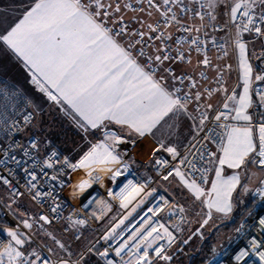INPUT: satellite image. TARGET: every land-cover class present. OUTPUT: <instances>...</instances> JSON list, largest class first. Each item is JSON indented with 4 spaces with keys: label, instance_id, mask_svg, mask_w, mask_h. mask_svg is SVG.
I'll return each instance as SVG.
<instances>
[{
    "label": "snow or ice",
    "instance_id": "1",
    "mask_svg": "<svg viewBox=\"0 0 264 264\" xmlns=\"http://www.w3.org/2000/svg\"><path fill=\"white\" fill-rule=\"evenodd\" d=\"M181 2L182 0H162L161 4L159 0L156 3H154V0H147L150 6L160 11V15L164 19V27H167L173 21L178 25L180 24L174 13L169 16V13H172L173 10L167 6L170 3L179 5ZM137 3H140V0H137ZM256 3L257 0H235L231 7L230 16L231 20L235 21L237 13L243 9L241 14L247 18L246 22L242 24L243 30L254 31L257 35L264 36V11L259 16V24L251 14L253 5ZM259 3L264 5V0H259ZM215 4L216 0H201V7L214 8ZM125 7L130 8L131 5L126 4ZM161 8H164V10L161 11ZM110 10L114 13H120L121 6L117 2L113 7V3H106L105 0H36L34 5L25 11L22 18L14 26H10V29H5V32L0 34V41L23 60L32 73V82L37 85L41 92L47 95L49 100L68 105L82 121L80 127L90 126L96 129L104 125L105 121H109L126 126L130 132L144 137L146 134H153V129H157L158 125L163 127L161 122L166 123L165 117H168L170 113L186 112L189 96L180 97L170 92L159 80L154 79L150 67L146 70L144 66L137 62V58L133 56L132 52L118 42L115 37L125 33L126 26H120L123 23L122 16L118 19L111 18ZM139 10L144 11L143 8ZM185 10L187 9H182V11ZM148 14L151 15V12ZM195 14L200 15L199 12ZM109 19H111L113 26L119 28L118 31H114L113 27L107 26ZM201 19H203V16H201ZM212 19H215V17L213 16ZM159 27V23L156 26L147 25L150 33H156ZM183 31L191 32L192 29L184 27ZM196 31H199V29H196ZM134 35H138L142 40L146 33L138 32ZM163 37L164 33L161 32L160 36L156 38L162 39ZM149 39H152V37L149 36ZM141 40H136L135 44H140ZM197 43V39L191 40V44L197 45ZM135 44H130L128 47H135ZM236 46L239 49L244 86L243 94L239 96L238 100L235 93L229 97L237 105L234 109L236 114L232 118L238 121H251V116L247 114V110L252 103V98L249 96L252 67L247 62L246 45L239 40V31L237 32ZM197 51H199V48H197ZM138 55H145L143 49L139 50ZM184 58V54L179 53V59L183 60ZM148 59L153 58L148 57ZM154 59L157 62H163L170 59V57L168 55L163 57L156 55ZM202 63L205 65L209 63L207 57L204 58ZM255 80L264 81V76L256 75ZM176 91L178 92L179 89ZM195 98L199 100L200 93H196ZM260 99L261 103L264 104V95H261ZM208 107H211V105H208ZM228 107L229 105L225 103L224 108L228 109ZM222 117L228 119L224 112L218 114L215 119L219 121ZM206 118L205 115L200 120L201 125L204 124ZM25 120H27V117H25ZM2 123L0 121V124ZM221 127L229 130L226 132V142L221 143L219 146L222 154L215 158L218 166L215 168V180L211 183L210 191L205 193V190L197 184L195 179L189 182L179 168L175 169V175L180 178L197 199L207 196L203 203L209 209V219L211 218L212 209L222 213L231 211L229 201L233 190L239 183V177L232 175L224 178L222 171L225 165L233 169L240 168L246 163H257L264 166V124L259 126L258 145L254 143L251 126H231L229 128L227 125H221ZM109 139L112 144L121 140L116 133H105V141ZM204 139H208V137H204ZM32 147L35 148L36 144L33 143ZM160 147L170 153L173 158L179 155L176 147L166 146L162 141ZM111 148L112 145L106 142L94 144L78 163L69 164V167L86 170L87 176L94 180H98L99 177L93 176V171L111 172V179L115 181L121 173L119 170L113 171L109 165L119 164L120 159L113 154ZM153 151H159V148ZM250 154H254L255 158L250 159ZM207 155L211 158L215 154L207 153ZM200 158H204V153H201ZM65 162L67 163V161ZM210 162L213 161L210 159ZM45 163L47 167L52 166L47 162ZM156 163L160 164L162 162L157 160ZM180 163H187L193 170H196V164L188 160L187 156H184ZM207 171V168L202 170L204 182H207ZM168 175H172V172H169ZM35 178L33 175L32 179ZM164 179L167 180L168 176H165ZM4 182L8 183L7 180ZM74 187L82 193L90 187V181L82 179ZM144 187L143 184L134 185L129 180L117 194L118 197H123L121 207L127 208L132 199H135L144 191ZM109 195H112L111 191H109ZM36 196H40V193L37 192ZM140 203H143V200ZM158 210L148 209L153 216L156 215ZM52 211L55 212L56 209L53 208ZM132 211H135V208ZM129 215H131V212ZM39 219L48 222L46 216L42 215ZM125 219H127V216L120 220L103 239L105 241L113 239L116 229L124 223ZM76 223L83 224L84 221L80 220ZM203 223L207 224L208 220L205 219ZM261 223H264V220ZM24 226L26 228L32 227L27 220L24 221ZM159 227L163 228V236L168 237L169 243H171L172 233L162 224ZM153 233L156 235L153 236ZM7 235L11 237V241H14L17 246L25 243V240L21 238L22 234H18L16 231L9 230ZM163 236H161L157 227H151L143 232L138 229L131 233L128 240L122 242L115 249V255L121 256L127 249L130 254L129 259L122 261V264H152L149 259V249H152L156 256L168 260L170 257L162 255L161 247L153 248L155 241L162 239ZM130 241H134V243L130 244ZM56 243L62 249L65 247L58 240ZM141 248H143V252H141ZM32 255L35 259L31 261L27 258L20 259L24 257V253L13 247L10 242L0 251V264H4L5 257H7V264H17L18 259L20 264H37L38 261L42 260L41 256L35 252ZM100 255L107 256V250L100 253ZM261 258L264 259V254H261ZM42 264H50V261L45 259ZM60 264H68V262L61 261ZM108 264H112V261H108Z\"/></svg>",
    "mask_w": 264,
    "mask_h": 264
},
{
    "label": "built area",
    "instance_id": "2",
    "mask_svg": "<svg viewBox=\"0 0 264 264\" xmlns=\"http://www.w3.org/2000/svg\"><path fill=\"white\" fill-rule=\"evenodd\" d=\"M123 1L125 4L131 5L130 8L126 7L131 17L123 18V23L120 26H126V31L115 38L128 47L130 44H135L136 40H141V37L134 35V33L145 32L146 35L140 44H135V47H128L133 56L138 59L146 70L150 67L154 75L164 73L174 79L173 93L180 97L188 95L187 104H191L195 115L200 120L205 115L207 117L193 139L185 149L179 152L178 156L173 158L172 155L164 152H159L156 155V161L160 160L162 163H156V173L150 181L143 182L134 170H130L121 183L111 192L113 197H118L117 190H121L131 180L134 185H145L143 192L155 193V202L151 208L154 210L159 209L156 214L171 204V208L166 212V218L169 232L172 233L173 242L175 232L185 222V213L182 203L175 198H170L159 190L165 180L164 177H169V172L173 174L175 169L179 168L189 179H195L197 184L206 189L210 176V159L212 158L207 153H213V149L225 136L227 129L221 127V125L230 126L233 124L230 118V106L228 109L224 108V104H228V98L233 88L223 96L215 107L211 108L208 107V104L201 96L199 100H196L195 96L198 93L196 84L198 80L206 79L208 70L215 66L213 57L222 58L227 56L229 53L227 50L228 45L231 49L230 52H233L238 31L240 41H243L245 35L251 31H244L242 28V24L247 19L241 14L243 9L237 13L235 21L230 19L217 20L209 16L207 7H201V0H182L179 5L170 3L167 6L173 10L172 13H169V16L174 13L180 24L178 25L173 21L170 25L164 27V19L161 17L160 11L150 6L147 0H140V3H137V0ZM156 2L157 0H154V3ZM159 2L162 4V0H159ZM140 8H143V12L146 13L155 11L158 17L148 21L140 20L138 18L141 12ZM185 8L187 10L182 11ZM163 10L164 8H161V11ZM196 12H199L200 15H196ZM261 13L262 11L256 18L258 24ZM110 14L112 13L110 12ZM251 14L254 16L252 11ZM201 16H203V19H201ZM158 23L160 27L156 33L148 32V24L156 26ZM107 26L113 27L114 31L119 30L118 27L112 25L111 19H109ZM169 27L171 28L170 31L168 30ZM184 27H189L192 31L185 32L183 31ZM196 29H199V31H196ZM161 32L164 33V37L157 39L156 37L160 36ZM149 36L152 39H149ZM192 39L198 40L197 45L191 44ZM197 48H199V51H197ZM140 49H143L144 56L138 55ZM187 52H193L200 56L197 62L199 71L196 74L190 72L177 73L167 64V62L171 61L186 60L188 58ZM179 53L184 54L185 58L183 60L179 59ZM156 55L162 57L168 55L170 59L157 62L154 59ZM148 57L153 59L149 60ZM205 57L209 61L207 65L202 63ZM220 68L224 70L226 65L221 64ZM193 84L195 85L194 87L192 86ZM177 89H179L178 92L176 91ZM0 90H2L0 91V121L3 122L0 124V186L6 190L9 196L13 198L25 197L34 205L35 213L28 215V220L31 223H43L44 221L40 220L39 217L42 215L46 216L48 222L45 223L58 227L69 243L78 251L77 256L73 258L58 257L49 246L38 244L36 253L41 256L42 260L38 261L37 264H42L45 259L50 261V264H60L61 261H67L68 264H80L81 258L94 247L98 249L99 259L102 263L108 264V261H112V264H122V261L130 254L126 249L121 256H116L115 249L127 240L128 235H124L119 239L105 241L103 237L106 235V228L90 222L78 209L70 208L69 202L63 197V190L67 183V175L72 169L69 164H74L73 159L64 153L57 144H47L45 148H42L40 137L36 133H30L24 137L23 132L35 119L34 111L23 94L1 78ZM254 93L257 97V118L251 122V125L259 143V126L264 124V104L261 103L260 99L261 95H264V81L255 85ZM221 112H224L228 119L222 117L217 121L215 117ZM25 117H27V120H25ZM204 137H208V139H204ZM33 143L36 144L35 148L32 147ZM201 153H204L203 159L200 158ZM184 156H187L188 160L196 164V170H193L187 163H180ZM45 162L52 166L47 167ZM205 168L208 169L206 173L207 182L202 179V170ZM33 175L36 177L34 180L32 179ZM5 180L8 183H5ZM37 192L40 193L38 197L36 196ZM53 208L56 209L55 212L52 211ZM66 213L71 216L72 222L77 229L72 230L70 225L65 223ZM148 217H152L150 213H147L143 220ZM80 220L84 221V223H76V221ZM262 220H264V187L261 192L255 193L251 201V209L240 218L239 224L235 228V238L225 248L216 252L217 254L213 255L214 258L209 253L194 264H264V259L261 258V254H264V223H261ZM152 223L153 226L158 223V219L155 216L152 217ZM85 226L91 228L94 232V238L88 245L82 246L80 243V229ZM9 227L23 230L20 221L14 217L9 208L0 200V234ZM8 243H10L9 240L3 239L2 248ZM171 243H169L168 237L165 236L153 248L161 247L164 250ZM106 250L108 255L101 256L100 253ZM141 252H143V249H141ZM242 253L244 254L242 255ZM154 256H156L155 252L150 249L149 259ZM17 264H20V260L17 261Z\"/></svg>",
    "mask_w": 264,
    "mask_h": 264
},
{
    "label": "crops",
    "instance_id": "3",
    "mask_svg": "<svg viewBox=\"0 0 264 264\" xmlns=\"http://www.w3.org/2000/svg\"><path fill=\"white\" fill-rule=\"evenodd\" d=\"M35 2L36 0H0V34H3L5 32V29H10V26H14V24L18 22L20 18H22L25 11L30 9ZM207 10L211 18L214 16L217 20H231L228 7L226 11L223 12V9H221L220 6L215 4L214 8L207 7ZM263 10L264 5L258 4L254 8V17L257 18L259 13ZM149 12H151V15L148 14ZM149 12H140L138 18L140 20L148 21L156 19L158 17V14L155 11ZM123 14V16L125 17H131V14L127 10H124ZM168 30L170 31L171 28L169 27ZM118 42L123 47L128 48L123 45L119 40ZM240 42L246 45L245 51L247 62L252 67V81L249 87V96L252 98V103L247 110V114L251 116V121L234 120L232 117H234L236 114L234 109L237 105L235 101L230 100L228 98V104L231 109L230 118L233 121V124L230 125L229 128L231 126L252 127L251 122L255 118H257V106L255 104L257 97L254 94V87L256 84H258V82L261 81L255 80L254 73L256 72V69H258V66L255 65V63H257L258 57H260L261 52L264 51V36H259L254 31H251L250 33L246 34L245 39ZM227 50L229 52L227 56L222 58H212L213 62L215 63V66L212 69L208 70V76L206 77V79L198 80L196 84L197 92L200 93V96L206 101L208 105H211V108L215 107L221 101L223 96L232 88L233 90L229 97H231L235 93L238 100L239 96L243 94L244 80L243 71L240 67L239 49L237 48L235 43L233 52H230L231 49L229 48V45L227 46ZM258 51L259 53H257ZM187 54L188 58L186 60L173 62L171 61L167 62V64H169L177 73L190 72L196 74L199 71V66L197 65V62L200 56L193 52H187ZM137 62L140 63L138 59ZM221 64H225L226 69L222 70L220 68ZM0 78L16 86L21 93L28 92V90L32 91V88H35L37 86L32 82V73L29 68L24 64L23 60L19 58L2 41H0ZM154 79L159 80L164 87H166L170 92H173L175 81L169 75L164 73L154 75ZM59 104V111H61L60 109H62V106L63 109H65L68 113L67 117L66 115H64V112H59L57 115L54 116V118L58 120H63V123L66 124V126L68 127V143H66L65 145L63 144L64 139L61 138L66 135L61 129L55 131V136L60 138L59 145L62 149H64L65 153L68 154L71 159H73L74 164L78 163L79 160L83 157V155L88 152L94 144L100 142H106L112 145L111 150L113 154L117 155L120 159L119 164L109 165V167H111L113 171L119 170L121 173V175L116 177L115 181L111 179V172L93 171V176L99 177L98 180H94L91 177L87 176L86 170L84 169H71L69 176L67 177L66 186L63 190V197L69 202L70 208L74 207L78 209L90 222L106 228V234L116 224H118L120 220L124 219V217L127 216V219L124 220V223L116 229L115 237L112 240L119 239L124 235H128V240L131 233L137 231L138 229L143 232L150 229L151 227H157L161 236H163V228H160L159 225H164V227L167 228L169 231L166 212L171 208V204L167 205L166 208L162 209L159 213L155 215V217L158 219V223L153 226V214L152 212H149L148 209L151 208L153 203L155 202V193L141 192L139 196H136L135 199H132V202L128 205L127 208H122L121 200L123 199V197H113L112 195H109V191L112 192V190L121 183V181L124 179V177L128 174L130 170H134L137 176L143 182L146 183L150 181L156 173V155L159 152H164L168 155H171L170 153L166 152L164 148L160 147L161 141L166 146L176 147L178 153L185 149V147L190 143L197 131L202 126L200 124V119L195 115L191 104H187L186 112L181 111L175 114L170 113L168 117H165L166 123L164 121L161 122L163 127L158 125L157 129H153V134H146L144 137H140L137 134L130 132L126 126H121L109 121H105L104 125L96 129H93L90 126L80 127L79 125L82 123V121H80L79 117L76 116L74 112H72L68 105L63 103ZM30 125L23 132L24 137L29 135L30 133L35 132L29 130ZM228 130L229 129H227V131ZM105 133H116V135L121 138L120 142L112 144V141L110 139L105 141ZM253 139L254 143L258 145L254 129ZM40 141L42 144V148H45L46 145L44 144V142L41 139ZM223 142H226V134L222 138L221 142L216 146V148L213 149V153L215 155L211 158L213 162H210V176L207 188L205 189V193L211 190V183L213 180H215V168L218 166V164L215 162V158L219 157L222 154L220 152L219 146ZM156 148H159V151H153ZM251 158H255L254 154H250V159ZM256 169V163H246L240 168L235 169L228 168L227 165L224 166L222 171V175L224 176V178H227L232 175H236L239 177V183L233 190L229 201L231 204V211L233 210V207L235 205L234 194H237V197L239 199V197H242V195H244V193L250 190L252 187L253 188L251 189L250 193H252L254 190L256 192H261V189L264 187V181H260V172ZM82 179H88L90 181V187L86 188L84 192L81 193L80 190L74 186L77 185ZM185 179L189 182L192 181L186 175ZM159 190L162 191V193L168 195L170 198H175L179 202L181 201L183 205L185 213V222L175 232V237L173 240L174 242L178 239V244L174 245V247L172 248L168 246L164 250H162V255L165 256V254L167 255L170 251H174L173 256H176V258H178L179 254L176 251L179 249V247L181 248L185 244L183 242H180L179 240H181L184 236L187 235V230L189 229L185 230V228H187L186 225L190 220V213H192V217H195L199 212L197 206L203 207L206 210L207 214L209 213V209L203 203V201L207 199V196L197 199L193 195V193L187 188V186L180 180V178L175 175V171L172 175L168 177L167 180H164L162 182V186L159 187ZM149 193H151V195H149ZM11 198L13 197L9 196L6 190L0 186V200L5 204L6 207L9 208L12 214L14 213L15 215H20L22 214V212L25 213L26 209H28L30 212L28 214L35 213L36 209L34 205L27 198ZM249 199H251V197ZM14 200H16V203L19 201L20 203H25L26 206L28 204L30 207L18 208L16 207V205H13ZM141 200H143V203H140ZM85 205H87V207H85ZM193 205H195L196 207ZM10 208L13 210H11ZM133 208H135V211H132ZM130 212L131 215H129ZM147 213H150L152 217H148L143 220V217ZM228 213L217 212L215 209L211 210V216L224 215ZM64 221L65 223H68L70 225V228L72 230L77 229L76 225L72 222L71 216L68 213H66V218ZM145 221H147V223H145ZM56 228L59 229L58 227ZM9 229L11 228H7L3 233L0 234V251L3 250V239H7L13 244V247H16L18 250L24 253V257H21L20 259L27 258L29 261L33 260L35 257L32 255V253H36L37 250L30 251L27 247L28 242L24 243L21 246L15 245L14 241H11V237L7 235ZM23 230L25 229L23 228ZM80 230V243L82 244V246L88 245L94 238V232L88 226L81 227ZM153 235L156 234L153 233ZM159 240L160 239L155 241L153 247ZM131 243H134V241H130V244ZM169 248L170 251L168 252L167 249ZM75 250L76 251L74 252L71 251V253L74 254L73 257L77 256L78 253L76 248ZM55 255L58 257L73 258L65 256L66 254L55 253ZM128 259L129 256L126 257L125 260ZM178 259L180 261V257ZM150 260L152 261V264H163V259L158 256H154ZM4 264H7V257L4 258ZM80 264L104 263L100 261L99 251L96 247H94L81 258ZM169 264H171V262Z\"/></svg>",
    "mask_w": 264,
    "mask_h": 264
},
{
    "label": "rangeland",
    "instance_id": "4",
    "mask_svg": "<svg viewBox=\"0 0 264 264\" xmlns=\"http://www.w3.org/2000/svg\"><path fill=\"white\" fill-rule=\"evenodd\" d=\"M105 2L113 3V7H115V3L118 2L121 6L120 13H114L110 10V12L112 13L110 14L111 18L118 19L121 16L123 18L125 17L123 16V13L124 10H126V4L123 0H105ZM234 2L235 0H216V4L220 6L221 9H223V12L226 11L227 7L228 11L231 12V7L233 6ZM258 4H260L259 0H257V3L255 5H253L252 12H254V8ZM257 53H259V51ZM255 65L258 66V69H256L254 77L256 75L264 76V51L261 52L260 57H258V61L257 63H255ZM11 85L14 86L13 84ZM14 87L18 89L16 86ZM22 93L29 106L35 113V119L33 121V124H31L29 130L35 131V133L39 135L40 139L43 140L45 145L51 144L52 140H50V138L48 137V132H50L49 129L57 120L54 119V116L59 112H64V115H66L67 117V111L63 109L62 106V109H60L61 111H59L60 104L49 100L47 95L44 92H41L39 88H37V86L35 88H32V91L28 90V92ZM58 146L59 148H61L60 145ZM256 168V170L260 172V181H264V166L256 163ZM251 189L247 192H245L246 190L244 191V195H242V197H239V205L228 214L211 216V218L209 219L206 210L203 207L197 206V208L199 209L197 215L195 217L191 216L192 213H190L189 215L190 220L186 225L187 228H185V230L189 229L187 230V235L179 240L180 242L185 243L184 246L180 248L179 256L183 255L181 261H179L176 256H172V251H170V248L178 244V239L171 245H169L170 248L167 249V251L170 252L166 256L170 257V259H173L171 261V264H187L188 259H190L192 261V264H194V262H198V260L202 258L203 255L211 253L210 255H212V257L214 258L213 255L217 254L216 252L225 248L235 238V228L238 226L240 218L247 214L251 209V200L253 199L256 192L254 190L252 193H250ZM250 197L251 199H249ZM15 201L16 200H14L13 205H16V207L18 208L30 207L28 204L26 206L25 203H20L19 201L16 203ZM180 203L182 202L180 201ZM28 213H30L28 209H26L25 213L22 212V214L20 215H15L13 213L14 217H16V219L20 221L25 230H18L17 228H11L9 230L16 231L18 234H22L21 238L26 240L25 243L28 242L29 246L27 245V247L30 251H36L38 249V244H44L49 246L54 254H66L65 256L69 257L74 256L71 251H76L75 247H73L72 244L67 241V239L61 234L59 229H57L53 225H49L48 223H31L28 220ZM234 214L235 217H233ZM205 219L208 220L207 224L203 223ZM25 220H27L32 225L31 228H26L24 226ZM57 240L65 246L63 249L60 248V246L56 243ZM191 252L193 253L192 255H190ZM187 256L189 257L187 258Z\"/></svg>",
    "mask_w": 264,
    "mask_h": 264
},
{
    "label": "trees",
    "instance_id": "5",
    "mask_svg": "<svg viewBox=\"0 0 264 264\" xmlns=\"http://www.w3.org/2000/svg\"><path fill=\"white\" fill-rule=\"evenodd\" d=\"M262 82V81H261ZM255 94V93H254ZM255 104H256V102H255ZM254 104V105H255ZM54 119H56V118H54ZM34 121V120H33ZM32 121V122H33ZM33 124V123H32ZM31 126V125H30ZM59 129H61L64 133H65V135L66 136H64L63 138H61V139H64L63 140V144L65 145L66 143H68V139H67V135H68V133H69V129H68V127L66 126V124H64L63 123V120H56V122L54 123V124H52V126H51V128L49 129L50 130V132H48V137L50 138V140H52V143L53 144H55V143H57V145H59L60 144V138L59 137H57V136H55V131L56 130H59ZM43 132H44V130H43ZM35 133V132H34ZM37 134V133H36ZM38 135V134H37ZM43 141V140H42ZM66 148V147H65ZM61 150L65 153V151H64V149H62L61 148ZM69 173H70V171H69ZM69 173H68V175H67V177L69 176ZM239 201H240V199H238V197H237V194L235 195L234 194V202H235V206H234V208L233 209H235L238 205H239ZM249 202V201H248ZM233 211V210H232ZM233 217H235V214L233 215ZM176 247V246H175ZM178 249V248H177ZM178 254L180 253V247H179V249L176 251ZM173 253H174V251L172 252V256H173ZM193 253L191 252L190 253V255H192ZM189 255V256H190ZM165 256H166V254H165ZM189 256H187V258L189 257ZM180 257V261H181V259H182V257H183V255L182 256H178V258ZM173 259H168V260H162V263L163 264H169L171 261H172ZM195 263V262H194ZM187 264H192V261L190 260V259H188V262H187Z\"/></svg>",
    "mask_w": 264,
    "mask_h": 264
},
{
    "label": "bare ground",
    "instance_id": "6",
    "mask_svg": "<svg viewBox=\"0 0 264 264\" xmlns=\"http://www.w3.org/2000/svg\"><path fill=\"white\" fill-rule=\"evenodd\" d=\"M120 192V190H117V193H119Z\"/></svg>",
    "mask_w": 264,
    "mask_h": 264
}]
</instances>
